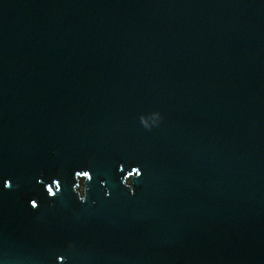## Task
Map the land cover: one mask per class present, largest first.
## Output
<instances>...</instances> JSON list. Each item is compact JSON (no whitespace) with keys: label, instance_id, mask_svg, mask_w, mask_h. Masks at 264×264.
Segmentation results:
<instances>
[{"label":"water","instance_id":"water-1","mask_svg":"<svg viewBox=\"0 0 264 264\" xmlns=\"http://www.w3.org/2000/svg\"><path fill=\"white\" fill-rule=\"evenodd\" d=\"M57 257L264 264V0H0V264Z\"/></svg>","mask_w":264,"mask_h":264},{"label":"clouds","instance_id":"clouds-1","mask_svg":"<svg viewBox=\"0 0 264 264\" xmlns=\"http://www.w3.org/2000/svg\"><path fill=\"white\" fill-rule=\"evenodd\" d=\"M156 116H157V119L154 121V124H158L160 119H161V114L159 111H157ZM91 179H92V177L90 175V172L87 170L77 171L75 173V180L77 183H76V185L73 186V190L78 194V198L80 201H85L87 182ZM56 183H57V187L59 189L60 184L57 181H56ZM101 183L103 184L104 181H101ZM123 184H125V181H123ZM126 186H128V185H126ZM129 188H132V187H129ZM30 204H31V201H30ZM57 260H58V264H63V258L62 257H57Z\"/></svg>","mask_w":264,"mask_h":264},{"label":"snow or ice","instance_id":"snow-or-ice-1","mask_svg":"<svg viewBox=\"0 0 264 264\" xmlns=\"http://www.w3.org/2000/svg\"><path fill=\"white\" fill-rule=\"evenodd\" d=\"M139 175H141V171H139ZM3 186H4V188H8V187H10V186H11V182H10L9 180H5ZM129 187H130V186H129ZM31 206H32L33 208L38 207V202H37L36 200H32V201H31Z\"/></svg>","mask_w":264,"mask_h":264}]
</instances>
